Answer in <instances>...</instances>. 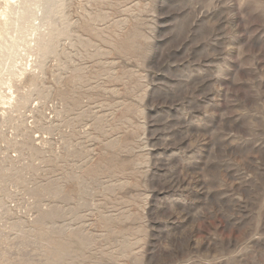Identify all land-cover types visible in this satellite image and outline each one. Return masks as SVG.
<instances>
[{"label":"rangeland","instance_id":"1","mask_svg":"<svg viewBox=\"0 0 264 264\" xmlns=\"http://www.w3.org/2000/svg\"><path fill=\"white\" fill-rule=\"evenodd\" d=\"M0 264H264V0H0Z\"/></svg>","mask_w":264,"mask_h":264}]
</instances>
